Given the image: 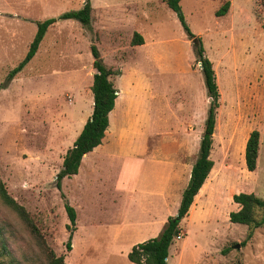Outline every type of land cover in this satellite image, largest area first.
Here are the masks:
<instances>
[{"label":"rangeland","instance_id":"rangeland-1","mask_svg":"<svg viewBox=\"0 0 264 264\" xmlns=\"http://www.w3.org/2000/svg\"><path fill=\"white\" fill-rule=\"evenodd\" d=\"M226 1L231 2L228 13L217 16ZM85 2L0 0V178L31 213L37 228L33 232L0 198V264H47L51 251L64 255L68 264H81L82 258V264H135L128 254L142 242L141 209L130 207L124 196L115 202L112 188L117 173L138 158L134 151L101 158V176L94 177L92 185L85 172L62 180L63 189L56 185L76 135L75 125L80 128L93 110L92 41L105 63L121 72L113 77L118 90L140 99L142 118L124 133L143 136L152 151L181 162L180 188L199 154L210 97L193 42L164 0H91L92 41L91 32L79 21H58L48 29L33 59L2 88L25 57L37 21L79 9ZM180 4L191 30L202 38L217 77L220 106L211 158L220 168L214 177L222 173L205 214L184 219L183 239H174L169 261L264 264V226L247 239L248 226L229 218L234 193L254 192L264 198V0H181ZM135 31L143 35L145 45L132 44ZM124 97L111 114V127L128 105ZM254 129L261 134L260 152L257 169L249 171L245 138ZM126 145L138 149L135 138ZM149 167L150 162L142 165ZM97 187H102L101 195ZM63 190L70 192L67 199L77 210L80 226L73 251L66 248L70 221ZM96 232L101 235L99 250L90 246V236Z\"/></svg>","mask_w":264,"mask_h":264},{"label":"trees","instance_id":"trees-1","mask_svg":"<svg viewBox=\"0 0 264 264\" xmlns=\"http://www.w3.org/2000/svg\"><path fill=\"white\" fill-rule=\"evenodd\" d=\"M164 1L177 14L185 33L193 42L196 58L202 66L207 92L212 100L208 109L199 154L192 167L188 185L183 191L178 212L176 215L168 218L165 228L159 236L150 238L133 246L128 254V258L136 264H169L167 260L169 249L173 244L174 239H176L181 231V222L188 215L195 196L199 193L214 166V160L211 158V151L213 148L216 128L217 109L220 106V91L215 69L212 61L205 54V47L202 38L191 30L186 21L180 4L181 0ZM230 6L231 2L226 1L216 11V15H226ZM67 19H75L79 21L87 31L91 32V41L93 40L94 16L91 0H86L85 4L79 9L66 11L58 17L53 16L37 21V31L25 57L9 72L6 81L2 84V88L9 85L17 74L33 59L38 52L40 44L48 29L54 26L58 21ZM144 42L143 35L140 32L135 31L132 38V44L141 45L144 44ZM91 52L94 58L93 65L96 69L93 84L91 86L94 95V107L92 114L87 119L82 131L77 136L73 145L67 149L64 156L62 166L56 177V185L59 189H62V180L65 177H71L79 172L84 155L102 143L105 132L109 126V113L114 110L113 108L116 106L115 101L118 95L123 93H118L119 90L113 80V77L121 72L116 71L105 63L100 49L94 41H92L91 44ZM260 138L261 134L258 129L252 130L248 137L245 149V160L249 171H255L257 169L260 152ZM62 197L65 199L64 206L70 221L67 225L70 233L66 242V248L68 251H71L73 235L76 230L77 211L75 207L69 203L63 192ZM0 198L8 207L13 209L19 215L33 232L36 231L37 228L31 213L8 192L5 183L1 178ZM233 200L240 205V208L239 210L230 212V221L247 225L249 228L247 239H251L254 230L264 226V198L258 196L254 192H239L233 195ZM48 259L49 261L47 264H67L65 256L57 255L54 251L50 252Z\"/></svg>","mask_w":264,"mask_h":264},{"label":"crops","instance_id":"crops-1","mask_svg":"<svg viewBox=\"0 0 264 264\" xmlns=\"http://www.w3.org/2000/svg\"><path fill=\"white\" fill-rule=\"evenodd\" d=\"M142 45L145 44H141V46ZM132 80L133 79H130V81ZM114 82L116 87L120 90L117 81L114 80ZM120 92L122 91H118V93ZM124 95L127 96V93L123 92L121 93V95H118L115 101L116 106L119 103V100L120 101L124 100L123 99ZM124 103L128 105H125L121 110L120 114H118V121L115 127H111V114L113 113L114 111L113 109L115 108L112 109L113 111L111 110L112 112L110 111L111 113H109V126L105 132V136L102 140V143L97 147H95L92 151L84 155L79 168V172L77 174H74L73 176L80 177L81 174L85 172V176L87 175L91 177L88 184L92 185L90 182H93L97 176H101L100 172H98V170L100 169L99 161L101 158L116 157L117 155H127L128 153H133L134 151V154H136L138 158L135 159L132 162V165L130 167H127L122 173H117V180H115V183L112 188H113V192H115L116 195V197H114L115 202H118V198L120 199V197L124 196L125 200L128 202V204H130V207H132V205L133 206L135 205L141 209L140 218L142 225L144 226V229L140 231V233H143L142 240L140 241L143 242L150 238L159 236V234L164 230L168 218L170 216L177 214L178 209L180 207L183 191L188 185L191 176L192 167L194 164L192 165L189 174L185 177L187 179L186 183L182 186V188H180L178 185L182 182V176L180 175L181 162L180 163L176 161L171 162L169 160L170 158H165L164 154H162L161 152L152 151L149 145V141L145 142L143 136H138V135L134 136V135H129L126 132L124 133L125 129L128 126H133V127L137 126L138 123L140 122L139 119L142 118V107H141L140 99H138L137 97L131 98L127 96V98H125ZM87 119L80 122L81 127L78 128L77 130L75 125L74 130L76 131V135L74 137L73 143L76 140L77 136L82 131ZM110 127H111V131L109 130ZM129 138L131 139L135 138L137 140V145H138L137 150H133L131 146L127 147L126 144ZM247 140L248 138H245V149H246ZM129 149L131 151H128ZM147 162H150V167L148 169H143L142 165ZM216 167H218V165L216 164V162H214V166L208 178L206 179L199 193L195 196L194 202L192 203L189 213L186 216L187 218H190L196 214H198L199 216L205 214L206 209L210 206V204H212L213 200L215 199L214 194L216 193V186H217L216 181L218 180L220 173H222L220 171V173L218 172V174H215L214 177L213 174ZM219 169L220 168L218 167V170ZM71 177H65V178H71ZM63 188L64 187L62 181V189ZM97 188L96 189L98 190V193L101 195L102 191L100 188L102 187H97ZM233 189L235 188H230L229 190L232 191ZM63 192L66 195V197H67L66 193H70L68 191L65 192L64 190ZM177 192L178 195H176ZM232 197L233 196H231V198ZM239 208L240 205L233 200L232 209L239 210ZM186 217L184 219H186ZM77 218H78V214H77ZM184 219L181 222L182 226ZM79 233H80V226L76 219V230L73 235L74 237L73 250L76 248V243L79 239L78 238ZM100 236L101 235H98L97 232L93 236H90V238L92 239L90 242L91 243L90 246H94V248L97 246L99 250L100 247L99 244L97 243V239L100 240L101 239ZM179 239H183V237L181 236V238ZM137 241L139 240H136V242ZM95 252L96 251L92 253ZM89 253L90 252H87L86 254ZM84 254L85 252L81 253L82 256ZM169 254H170V249H169ZM83 260L84 258H82L81 264L83 263ZM167 260L168 263L170 264L169 256ZM87 264H93V263L92 261H90Z\"/></svg>","mask_w":264,"mask_h":264},{"label":"built area","instance_id":"built-area-1","mask_svg":"<svg viewBox=\"0 0 264 264\" xmlns=\"http://www.w3.org/2000/svg\"><path fill=\"white\" fill-rule=\"evenodd\" d=\"M177 239H179V238H181V234L179 233V235H177V237H176Z\"/></svg>","mask_w":264,"mask_h":264},{"label":"water","instance_id":"water-1","mask_svg":"<svg viewBox=\"0 0 264 264\" xmlns=\"http://www.w3.org/2000/svg\"><path fill=\"white\" fill-rule=\"evenodd\" d=\"M211 100H212V99L210 98V102H211Z\"/></svg>","mask_w":264,"mask_h":264}]
</instances>
